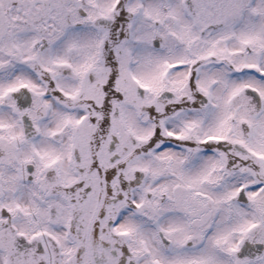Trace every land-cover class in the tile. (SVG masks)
<instances>
[{"label":"snow or ice","instance_id":"1","mask_svg":"<svg viewBox=\"0 0 264 264\" xmlns=\"http://www.w3.org/2000/svg\"><path fill=\"white\" fill-rule=\"evenodd\" d=\"M0 264H264V0H0Z\"/></svg>","mask_w":264,"mask_h":264}]
</instances>
